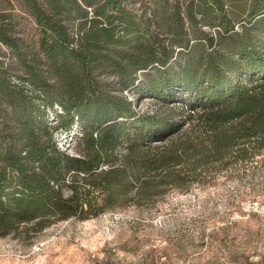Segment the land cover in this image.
I'll use <instances>...</instances> for the list:
<instances>
[{"label": "trees", "instance_id": "trees-1", "mask_svg": "<svg viewBox=\"0 0 264 264\" xmlns=\"http://www.w3.org/2000/svg\"><path fill=\"white\" fill-rule=\"evenodd\" d=\"M20 3L39 37L29 48L0 11V237L140 205L264 151V0ZM74 127L68 155L54 135Z\"/></svg>", "mask_w": 264, "mask_h": 264}, {"label": "rangeland", "instance_id": "rangeland-1", "mask_svg": "<svg viewBox=\"0 0 264 264\" xmlns=\"http://www.w3.org/2000/svg\"><path fill=\"white\" fill-rule=\"evenodd\" d=\"M0 11L12 16L13 36L37 48V28L20 0H0ZM10 55L0 43V59ZM141 108L153 106L144 100ZM76 134L74 127L58 138ZM75 143L71 153L80 154ZM0 264H264V151L140 205L40 232L20 227L0 237Z\"/></svg>", "mask_w": 264, "mask_h": 264}, {"label": "built area", "instance_id": "built-area-1", "mask_svg": "<svg viewBox=\"0 0 264 264\" xmlns=\"http://www.w3.org/2000/svg\"><path fill=\"white\" fill-rule=\"evenodd\" d=\"M77 135H80V133L77 132ZM54 136L57 141L58 149L68 155H73L71 153V149H72L73 144L75 143L76 135H71V137L65 136L62 141L58 138V133H55Z\"/></svg>", "mask_w": 264, "mask_h": 264}]
</instances>
